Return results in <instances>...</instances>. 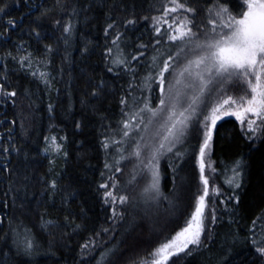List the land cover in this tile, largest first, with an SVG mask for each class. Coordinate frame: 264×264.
<instances>
[{
    "label": "snow or ice",
    "instance_id": "6c2138e0",
    "mask_svg": "<svg viewBox=\"0 0 264 264\" xmlns=\"http://www.w3.org/2000/svg\"><path fill=\"white\" fill-rule=\"evenodd\" d=\"M16 2L17 7L21 2L29 9L32 7L31 0ZM97 6L102 7L103 0ZM56 7L62 14L67 11V18L62 16L53 23V27L60 32L59 40L64 45V59L70 58V50L77 39L82 42L81 54H87L91 41L81 35L79 26L81 23L87 26L92 17L85 15L82 21L79 17L81 11L87 13L93 5L89 3L83 8L78 3L70 7L61 6V0H56ZM152 7L160 11V7L155 3ZM6 8L7 5L0 7V14L7 15ZM162 8L161 16L142 18L151 22L155 40L150 43H145L139 37L132 38L130 33L138 25L134 11L122 20H117L111 11L106 13L103 29L106 45L102 52L106 70L117 77L127 76L128 79L126 88L121 85L124 94L118 98L121 106L118 126L110 135L101 132L105 137L100 140V147L105 151L104 168L109 171L107 179L112 182H99L98 189L104 190L99 195L103 203L109 206L113 221L127 220L129 228L126 230L135 229L139 226L137 218L142 221L150 214L151 209L147 207L149 201L157 200L161 195L160 159L166 153H172L177 161L183 160L189 148L197 153L199 180L203 189L202 194L196 198L194 211L190 217L185 218V226L176 232L175 236L161 241L159 246L149 253L152 259L144 258L139 264H168L172 257L183 260L213 240L212 228L219 221L214 208L205 215V209L210 203L207 199L209 179L205 170L211 163L206 157L210 156L213 135L219 121L225 117H234L239 122L241 134L249 142L250 150L256 141H264V0H210L209 6L206 7V16L200 22H197V9L189 4L188 0H167ZM49 12V9L40 10L39 16L36 17L38 25L44 22ZM169 16L172 17L171 22ZM164 25L167 27L164 28ZM16 27L17 21L10 18L5 22L0 35ZM33 32L38 39L41 37L40 31L33 29ZM162 44H167V50L157 55L161 50L156 46ZM150 47L154 54L150 57L151 63L146 65L147 75L138 82L137 69L140 64L145 63L141 58L146 55L145 49ZM45 48L47 52L53 51L48 45H45ZM129 48L132 50L129 51ZM31 57L32 54L28 53L16 62L23 68L26 62L31 65ZM31 75L36 77L37 73L33 71ZM39 77L46 86L50 84L46 73L40 72ZM8 79L5 70L0 75V80L3 81L0 83V105L18 107L16 98L20 94L15 89L9 90ZM153 85H156L159 91L155 102L158 106H154L151 96L143 95L145 91L153 92ZM236 86H239L238 91ZM105 87L106 82L101 80L89 89L88 95L99 98L103 95ZM23 95L30 97L31 93L25 89ZM33 104L34 102L29 103V108H32ZM53 111L54 105L49 104L48 112L51 114ZM24 119L27 117L21 119L22 131L25 130ZM104 119L106 118L102 116L101 129L104 128ZM154 122L163 130L162 133L157 132V135L161 136L158 144L149 143L140 135L147 132ZM12 123L15 124L16 121L13 120ZM138 125L142 127H137ZM75 127L79 129L81 125L76 123ZM108 127L111 128V125ZM132 133H136L135 138ZM117 136L120 139H117ZM189 137L194 139L195 143L189 144ZM60 139L67 140V137ZM130 141H133L134 151L125 156L124 146ZM45 142L46 153L49 148H54L56 153L67 159L68 154L63 150V145L57 143V137H45ZM177 144L183 147L173 151ZM117 145L120 147H116ZM110 148L119 154L118 157L112 156V163L107 159L111 154ZM145 149H148V153L142 158ZM12 151L19 152V149L3 147L2 152L7 155L0 157L9 161L0 164V172L9 174V188L4 196L9 197L11 194V203L8 199L0 203V208L6 210L0 215V264H62L55 233L62 231L64 227H71L73 232H77L81 230L82 225L75 224L70 214L64 216L63 224L57 219L49 218L48 209L41 211L43 205L39 201H36L33 207V202L27 199L28 184L24 183L29 180V176L23 166L12 167ZM132 156L139 161L135 167L144 165L151 176L150 183L141 192L143 206L141 201L121 194L123 189L117 177L112 174L120 172L121 162ZM27 158L25 154V160ZM168 159V166L174 173L173 189L178 192L185 178L177 171L180 168L179 162L173 164L172 157ZM246 168L247 161L244 157L233 159L230 167L232 176L226 183L230 187L240 188L241 183L237 177L242 178ZM51 171L52 169H49V172ZM215 171L216 169H212L213 173ZM11 176L17 177L20 183L12 181ZM101 176H105V172H101ZM135 179L134 169L128 183L131 184ZM42 182L47 184L44 191L51 189L50 195L53 197L60 190L56 178H42ZM20 193L24 195L21 196ZM150 193L152 195H149ZM214 194L220 195L219 190H215ZM43 195L42 192L41 196ZM66 200L67 197L62 203H66ZM235 202L239 204V196L235 197ZM232 225L236 226V230L232 229ZM240 227V221L230 220V231L226 234L225 243L221 245L217 264H238L235 261L237 248L251 249L252 259L264 264V211L251 221L243 235L239 231ZM102 231L108 232L109 229L102 228ZM95 247L93 239L89 237L81 245V256L91 255ZM118 251L119 246L115 245L104 249L100 253L101 261L104 264H114L113 258ZM85 264H91V261H85ZM97 264H100V261H97ZM132 264L137 262L133 261Z\"/></svg>",
    "mask_w": 264,
    "mask_h": 264
},
{
    "label": "trees",
    "instance_id": "16d2710c",
    "mask_svg": "<svg viewBox=\"0 0 264 264\" xmlns=\"http://www.w3.org/2000/svg\"><path fill=\"white\" fill-rule=\"evenodd\" d=\"M31 2L32 7L29 9L22 2L17 7L16 0H0V7L7 5V15L0 14L2 17L0 32H3L4 24L8 19L17 21L16 28L0 35V75L6 70L9 90L15 89L20 94L16 98L18 107L0 105V121H3L0 123V157L7 155L2 152L3 147L19 149V152H11L10 163L13 168L23 166L29 176V180L24 183L28 184L27 199L33 202V207L35 202L39 201L43 205L40 210L44 211L47 208L49 218L57 219L63 224L64 216L70 214L75 224L82 225L81 230L77 232H73L71 227H64L62 231L55 233L62 264H85V261H91V264L100 261V264H104L100 253L114 245L119 246V251L113 258L114 264H132L133 261L139 264L144 258L151 259L149 253L157 248L161 241L173 237L185 225V218L190 217L194 211L196 198L201 195L197 153L189 148L183 160L177 161L172 153H166L160 159L161 195L157 200L149 201L147 207L151 209L150 214L142 221L137 218L138 227L126 230L129 228L127 220L113 221L109 206L103 203L99 195L104 190L98 189V184L102 180L107 183L112 182L107 179L109 171L104 168L105 151L100 147V140L105 138L101 135L102 131L110 135L118 126L117 121L121 118L118 98L119 95L124 94L121 85L127 87L128 77H117L106 70V61L102 55L106 45L103 29L106 13L109 11L117 20H122L124 16L134 11L138 25L130 33L132 38L139 37L145 43L154 42L151 22L142 18L161 16L162 5L167 3V0H103L102 7L97 6L101 4V0H61V6L70 7L78 3L83 8L89 3L93 5L87 13L81 11L79 17L81 21L85 15L92 17L87 26L82 23L79 26L81 35L91 41L88 45L89 52L81 54L82 42L77 39L70 50L71 55L68 60L64 59L66 53L63 42L59 40L60 32L53 27L55 19L62 16L67 18V11L62 14L56 7V0H31ZM154 3L160 7V11L152 7ZM188 3L197 9V22L203 20L210 0H188ZM113 4L115 7H110ZM42 9H49L50 12L44 22L38 25L36 17ZM171 18L168 17L170 22ZM166 27L164 25V28ZM33 29L41 32L39 39ZM45 45L50 46L53 51L47 52ZM156 47L161 50L160 53H156L157 55L167 50V44ZM131 50L129 48V51ZM28 53L32 54L31 65L26 62L21 68L16 61ZM145 53V57L141 58L145 63L140 64L137 69L138 82L147 75L146 65L151 63L150 57L154 54V50L150 47L145 49ZM13 57L16 59L14 60ZM33 71L37 73L36 77L31 75ZM40 72L48 75L49 85L46 86L41 81ZM52 77L54 79H51ZM101 80L106 82L103 95L99 98L90 97L89 89ZM2 82L0 80V83ZM153 88V92L145 91L143 95L151 96L154 106H158L155 103L159 95L158 87L153 85ZM25 89L31 93L30 97L23 95ZM236 90H239V86H236ZM31 102L34 104L29 108ZM49 104L54 105L51 114L48 112ZM18 113L21 115L18 116ZM102 116L106 118L103 120V129H101ZM23 117H27L23 120L24 131L20 127ZM13 120L16 121L15 124L12 123ZM76 123L81 125L79 129L75 127ZM109 125L111 128L108 127ZM158 131L162 133L158 126L157 128L150 126L147 132H142L140 135L145 137V141L154 144L155 139L161 138L157 135ZM131 135L133 138L136 137V133ZM49 136L57 137V143L63 145V150L68 154L66 160L61 154L56 153L54 148H49L48 152H45L47 147L45 137ZM60 137H67V140H61ZM116 138L120 139L119 136ZM188 143H195V140L189 137ZM181 147L183 145L177 144L173 151ZM132 151L134 146L133 141H130L124 146L123 155L129 156ZM109 153L111 154L107 159L112 163V156L118 157L119 154L112 148L109 149ZM147 153L148 149H145L142 158ZM241 156L247 161V168L242 178L237 177L241 187H230L226 180L232 176L230 170L232 161ZM169 157H172L173 164L179 162L180 168L177 171L185 178L178 192H174L173 189L174 173L168 166ZM210 158L213 169H216L215 184L220 192L218 196L207 198L210 203L205 209V215H208L214 208L218 217L219 222L212 228L213 240L183 260L172 257L168 264L173 262L217 264L221 245L225 243L226 234L230 231V220L240 221L239 231L243 235L246 227L251 225V221L264 211V141H256L255 146L250 150L249 142L241 134L239 123L232 117H225L218 122L217 130L214 132ZM8 162L0 159V164ZM137 164L139 161L132 156L121 162L120 172L112 174L117 177L123 189L121 194L141 201L143 206L141 192L150 183L151 176L144 165L137 168L135 167ZM49 169L52 171L49 172ZM134 169L136 179L129 184L130 174ZM101 172H105V176L102 177ZM42 178L58 180L60 190L54 197L50 195L51 189L44 191L47 184L42 182ZM11 180L20 183L15 176H11ZM8 188L9 174L0 172V203L5 199L11 203V194L9 197L4 196ZM236 196L240 198L239 204L235 202ZM65 197H67L66 203H62ZM5 212V209L0 208V215ZM150 220H158V222L149 224ZM102 228H108L109 231L103 232ZM232 229L236 230V226L232 225ZM89 237L93 239L96 247L91 255L82 257L81 245ZM235 261L238 264H259L258 260L252 259L251 249L246 248L236 249Z\"/></svg>",
    "mask_w": 264,
    "mask_h": 264
},
{
    "label": "rangeland",
    "instance_id": "374dc122",
    "mask_svg": "<svg viewBox=\"0 0 264 264\" xmlns=\"http://www.w3.org/2000/svg\"><path fill=\"white\" fill-rule=\"evenodd\" d=\"M183 99V98H182ZM187 105L185 104V107H186ZM232 118H234V117H232ZM235 119V118H234ZM238 122V121H237ZM239 123V122H238ZM153 126H156V128H157V125L155 124V122H154V125ZM161 131L163 132V130L161 129ZM159 140L160 139H155V141H154V139H153V141L155 142L154 144H158L159 143ZM211 151V150H210ZM206 160H210L211 161V158H210V156L209 157H206ZM198 168H199V166H198ZM212 169H213V165H212V162L210 163V165L208 166V167H206V170H205V175H206V177L209 179V196H217V195H215L214 193H215V190H217V187H216V184H215V177H214V173L212 172ZM201 183V182H200ZM202 189H203V185H202V183H201V194H202ZM156 213V212H155ZM157 223L158 222V220H150V223L149 224H154V223ZM185 226V225H184ZM183 226V227H184ZM175 236V235H174ZM190 247H192V246H190ZM152 259V258H151Z\"/></svg>",
    "mask_w": 264,
    "mask_h": 264
}]
</instances>
